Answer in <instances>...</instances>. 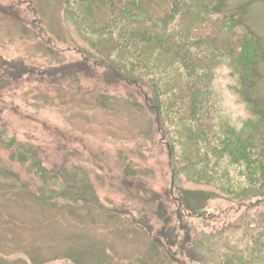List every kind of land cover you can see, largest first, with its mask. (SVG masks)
I'll use <instances>...</instances> for the list:
<instances>
[{
	"label": "trees",
	"instance_id": "obj_1",
	"mask_svg": "<svg viewBox=\"0 0 264 264\" xmlns=\"http://www.w3.org/2000/svg\"><path fill=\"white\" fill-rule=\"evenodd\" d=\"M22 4L4 8L0 0V10L31 25L50 51L64 50ZM223 7L224 0H65L86 43L65 48L76 57L47 63L0 50V193L125 219L151 239L157 264H264V100L254 93L263 46L242 22V7ZM222 66L236 76L231 87L246 118L223 110L215 86ZM109 89L150 113L170 184L138 169L130 148L91 151L83 134L52 122L38 104L57 90ZM25 98L37 107L33 115L22 112ZM177 178L203 188L178 186Z\"/></svg>",
	"mask_w": 264,
	"mask_h": 264
},
{
	"label": "rangeland",
	"instance_id": "obj_2",
	"mask_svg": "<svg viewBox=\"0 0 264 264\" xmlns=\"http://www.w3.org/2000/svg\"><path fill=\"white\" fill-rule=\"evenodd\" d=\"M1 1L5 8L14 0ZM23 1L21 8L30 10L26 11L27 14L35 12L30 19L48 31L56 48L64 50L50 51L37 38L31 25L22 24L0 10V50L3 53L57 63L76 57L75 51L65 49L68 45L75 42L85 47V41L78 37L71 17L65 12V0ZM238 7L243 8L242 22L259 37L263 46L256 67L262 77L256 83L254 93L264 100V0H224L223 8L235 10ZM170 14L169 11L167 17ZM75 15L81 17L79 12ZM139 17L132 15L131 18L136 20ZM235 84L236 76L222 66L215 86L223 95L224 112L240 120L249 114L246 103L232 90L231 86ZM53 94L57 97L38 102L52 122L67 125L83 134L91 151L100 145L111 156H117L118 149L130 148L138 169L151 176L158 186L170 184L171 175L154 142L153 120L145 107L135 105L125 92L114 89L87 95L63 90ZM22 100H25L22 102L23 114L33 115L37 108L34 101ZM36 132L48 136L42 127ZM115 174L118 175V171ZM175 184L203 188L197 184H185L180 178ZM221 200L229 202L225 197ZM62 206L44 204L27 192L0 193V264H102L100 262L106 259L115 264L136 260H139L136 264H144L146 259L155 264L159 261L152 255L151 239L127 220Z\"/></svg>",
	"mask_w": 264,
	"mask_h": 264
}]
</instances>
